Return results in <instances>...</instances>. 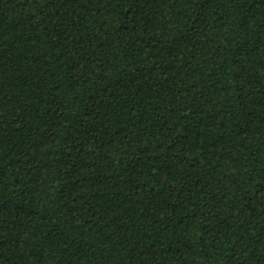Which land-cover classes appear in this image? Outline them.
Masks as SVG:
<instances>
[{
	"label": "trees",
	"instance_id": "obj_1",
	"mask_svg": "<svg viewBox=\"0 0 264 264\" xmlns=\"http://www.w3.org/2000/svg\"><path fill=\"white\" fill-rule=\"evenodd\" d=\"M0 264H264V0H0Z\"/></svg>",
	"mask_w": 264,
	"mask_h": 264
}]
</instances>
